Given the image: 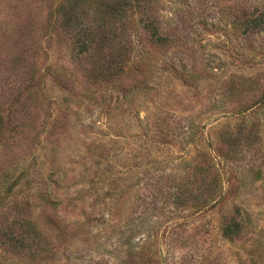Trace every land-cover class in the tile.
<instances>
[{"label":"rangeland","instance_id":"rangeland-1","mask_svg":"<svg viewBox=\"0 0 264 264\" xmlns=\"http://www.w3.org/2000/svg\"><path fill=\"white\" fill-rule=\"evenodd\" d=\"M118 1L0 0V264H264V0Z\"/></svg>","mask_w":264,"mask_h":264},{"label":"trees","instance_id":"trees-1","mask_svg":"<svg viewBox=\"0 0 264 264\" xmlns=\"http://www.w3.org/2000/svg\"><path fill=\"white\" fill-rule=\"evenodd\" d=\"M84 1V0H82ZM124 2H122L121 0H119L116 4H117V8L120 9V11L126 7V4L127 1L129 0H123ZM114 9V7H112V10ZM115 11H118V10H115ZM119 11V12H120ZM118 12V13H119ZM110 13V12H109ZM100 25V24H99ZM98 25V26H99ZM247 27H249L250 29H253V28H256L257 27V22L255 20H252L250 21L248 24H247ZM93 30V31H92ZM91 29H87V30H84L83 31V35H86L87 38L85 37H82L83 39L82 40H79V53H83V52H87L88 49H89V46L91 45V42L93 41L94 38H100L102 37V35H98L96 33V30H94L93 28ZM153 37L158 41V42H162L164 38H159L156 34V31L153 33ZM113 47L115 49V45L113 44ZM100 48L99 47H96L94 48V51H93V56L97 57L99 59V61L101 60V57L99 56L100 54ZM119 56H121V54L119 53L117 58L115 59V67L120 69L121 66H123V63H124V60H121L119 58ZM103 60V59H102ZM112 59H108V62H107V66L105 68H103L102 70H100L99 72H97L98 75L95 76V78L97 79H100V77H104L105 75V78L106 77H109V75L111 76L112 74H117L118 71H113L111 73L110 70H112ZM93 73V70L91 72H89V75L92 77L94 74ZM1 201V199H0ZM12 228L11 230H9V232H4L1 236V241H5V243H11L14 245V248L17 250V249H23V245H24V241L26 239V236H19V235H15L14 234V230H15V227H13V224L9 226L8 229ZM237 231V226L232 223L228 226H226V228L223 230V233L226 237H229V236H232L234 233H236ZM15 236V237H14Z\"/></svg>","mask_w":264,"mask_h":264}]
</instances>
